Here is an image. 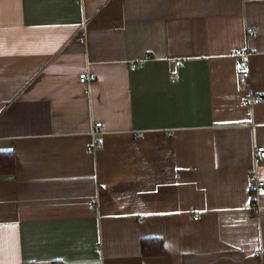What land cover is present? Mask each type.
I'll use <instances>...</instances> for the list:
<instances>
[{"label":"crops","instance_id":"0c3cea01","mask_svg":"<svg viewBox=\"0 0 264 264\" xmlns=\"http://www.w3.org/2000/svg\"><path fill=\"white\" fill-rule=\"evenodd\" d=\"M256 145L264 0H0V264H264Z\"/></svg>","mask_w":264,"mask_h":264},{"label":"built area","instance_id":"2783aa9c","mask_svg":"<svg viewBox=\"0 0 264 264\" xmlns=\"http://www.w3.org/2000/svg\"><path fill=\"white\" fill-rule=\"evenodd\" d=\"M83 27H86L85 23L83 24ZM249 33H252V31L249 30ZM78 39H79L80 41H85V40H86L85 37H84L83 35H79V36H78ZM247 54H248V51H242V52L238 53V56H239L240 58H244V57H246ZM180 62H181L180 60H177V61L175 62V64H179ZM88 80H89V76H88L87 72H81V73L79 74V81H80V82H86V81H88ZM259 100H260V97H259L258 95H252V96H250V97L246 100V103H248V104L256 103V102H259ZM94 125H96V126L98 127V126H101V123H100V122H95ZM95 131H96V129H94V130L92 131V133L94 134ZM98 144H99L98 142H97V143H94L92 146L89 147V149H92V148H94L95 146H98ZM254 155H255L256 157H258V158H264V146H263V145H256V146H255V149H254ZM263 183H264V182H263L262 180H258V181H256V183H255L253 189H251L252 191H251V193H250V199H251V202H252L253 208H257V207H258V205H257V203H256V196H257L256 188H257V186H260V185H262ZM89 204L94 205L93 202H89ZM195 217H197V215H195Z\"/></svg>","mask_w":264,"mask_h":264},{"label":"trees","instance_id":"16d2710c","mask_svg":"<svg viewBox=\"0 0 264 264\" xmlns=\"http://www.w3.org/2000/svg\"><path fill=\"white\" fill-rule=\"evenodd\" d=\"M15 158L11 151H0V174L14 172ZM142 252L145 255H156L163 252V246L159 239H144L142 241Z\"/></svg>","mask_w":264,"mask_h":264}]
</instances>
